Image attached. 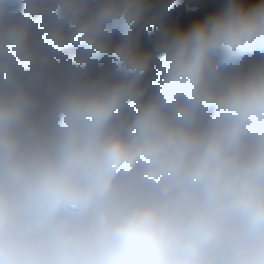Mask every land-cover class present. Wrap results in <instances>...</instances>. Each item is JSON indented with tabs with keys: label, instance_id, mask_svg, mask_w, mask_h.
<instances>
[{
	"label": "clouds",
	"instance_id": "obj_1",
	"mask_svg": "<svg viewBox=\"0 0 264 264\" xmlns=\"http://www.w3.org/2000/svg\"><path fill=\"white\" fill-rule=\"evenodd\" d=\"M0 264H264V0H0Z\"/></svg>",
	"mask_w": 264,
	"mask_h": 264
}]
</instances>
